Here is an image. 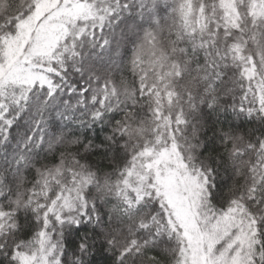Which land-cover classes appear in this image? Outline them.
<instances>
[{"label": "snow or ice", "instance_id": "6c2138e0", "mask_svg": "<svg viewBox=\"0 0 264 264\" xmlns=\"http://www.w3.org/2000/svg\"><path fill=\"white\" fill-rule=\"evenodd\" d=\"M0 264H264V0H0Z\"/></svg>", "mask_w": 264, "mask_h": 264}]
</instances>
